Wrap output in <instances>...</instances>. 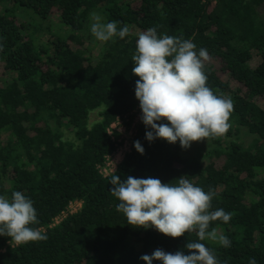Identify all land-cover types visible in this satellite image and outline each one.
Instances as JSON below:
<instances>
[{
  "label": "trees",
  "instance_id": "16d2710c",
  "mask_svg": "<svg viewBox=\"0 0 264 264\" xmlns=\"http://www.w3.org/2000/svg\"><path fill=\"white\" fill-rule=\"evenodd\" d=\"M93 13L129 34L96 40ZM132 28L191 40L240 88L232 91L204 62L207 87L233 102L227 132L209 139L207 162L182 155L178 141H147L151 129L140 119L115 174L173 185L185 175L214 190L210 211L233 215L209 231L231 245L200 242L221 264H264V108L254 101L264 98V0H0V66L8 74L0 84V196L22 192L37 213L30 227L47 236L22 245L0 236V264H144L140 257L157 248L187 255L186 243L198 239L128 225L109 191L114 172L99 171L115 150L110 126L127 119L128 128L139 105ZM253 56L259 61L251 67ZM242 129L248 145L238 140ZM72 203L79 207L70 213Z\"/></svg>",
  "mask_w": 264,
  "mask_h": 264
},
{
  "label": "clouds",
  "instance_id": "9594fccd",
  "mask_svg": "<svg viewBox=\"0 0 264 264\" xmlns=\"http://www.w3.org/2000/svg\"><path fill=\"white\" fill-rule=\"evenodd\" d=\"M91 34L96 40L107 42L114 37L123 39L129 34L125 25L117 31V22H101L92 14ZM2 47V45H0ZM132 74L139 79L135 84V98L139 101L141 121L146 128L145 138L152 142L163 139L169 144L177 141L182 149L192 142L215 139L224 135L230 125L233 111L230 98L218 96L207 87L204 62L210 59L206 49L196 51L191 40L157 35L155 28L139 34L132 55ZM160 121H166V123ZM134 148L140 154L144 148L139 141ZM109 190L119 203L117 211L124 214L127 224L135 228H154L159 233L178 238L195 233L197 240L186 243L189 254L181 251L165 252L157 248L151 255H142L144 264H221L205 244V239L230 247L231 241L216 228L209 231L210 223H227L232 213L223 209L210 211L214 190L205 192L182 175L178 183H162L158 178L129 176L123 182L115 174ZM38 223L33 202L22 192L12 193L11 200L0 196V236L9 237L16 245L43 241L46 234L30 227ZM249 264H256L255 259Z\"/></svg>",
  "mask_w": 264,
  "mask_h": 264
},
{
  "label": "rangeland",
  "instance_id": "374dc122",
  "mask_svg": "<svg viewBox=\"0 0 264 264\" xmlns=\"http://www.w3.org/2000/svg\"><path fill=\"white\" fill-rule=\"evenodd\" d=\"M53 19L56 20V17L52 15ZM132 33L135 35H139L141 32L136 29L132 28L131 29ZM259 61V58L257 56H253L249 62L251 67H254ZM206 64H212L213 67L217 70L218 75L225 81L227 82L229 88L234 91L237 88H240L238 84L230 80L227 75L224 72L219 71V65L216 61H213L211 59L205 61ZM8 79V74L5 73V71L2 69V66H0V84H3L6 82ZM261 108H264V98H256L254 100ZM92 118H95L94 114L91 115ZM119 123H115L114 127L110 130L111 136L113 140H119L123 139L126 140L128 137V130L126 129V126L123 123H120L121 121H118ZM121 130H124V132H121ZM239 141H242L244 144L248 145L250 144L253 140L252 137L247 135L245 131L242 129L240 134H239ZM209 145V139L205 141H199V142H192L190 147L187 149H182L181 154L184 156H199L202 157L203 162H207V160L204 157V153ZM121 158V157H120ZM120 158H116L115 162L118 164L120 162ZM79 207V204H72L69 208L70 212H75Z\"/></svg>",
  "mask_w": 264,
  "mask_h": 264
},
{
  "label": "built area",
  "instance_id": "2783aa9c",
  "mask_svg": "<svg viewBox=\"0 0 264 264\" xmlns=\"http://www.w3.org/2000/svg\"><path fill=\"white\" fill-rule=\"evenodd\" d=\"M133 114H134L133 120H132L131 124L129 125V127L126 128V129H129L127 139L126 140H123V139L113 140L115 142V150H114L112 155L107 157L105 164L99 169L100 173L103 176H107V175L113 173V167L115 166V168H116V166H117L115 159L121 157L120 159L122 160L124 155L129 153V151H130L131 138L134 135L135 125L137 123H139V121L141 119V115H142L141 110L139 108V105L134 109ZM118 121H117V123H119ZM120 121H121L120 123H123V121L126 122L127 119H124L123 121L120 120ZM114 125H115V123L110 126V129H112L114 127ZM121 132H124V130H121ZM109 134L111 135L110 131H109ZM72 204H79V203H72ZM72 204H70L68 206V210ZM70 213H73V212H70ZM58 221H59V219L56 218L54 220L53 224H57Z\"/></svg>",
  "mask_w": 264,
  "mask_h": 264
}]
</instances>
